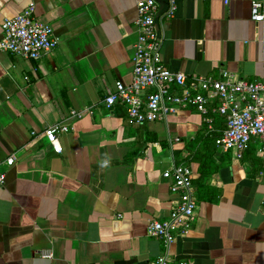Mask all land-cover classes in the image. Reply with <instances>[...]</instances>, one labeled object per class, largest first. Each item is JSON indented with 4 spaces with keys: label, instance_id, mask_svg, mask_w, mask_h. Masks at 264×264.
Here are the masks:
<instances>
[{
    "label": "crops",
    "instance_id": "crops-1",
    "mask_svg": "<svg viewBox=\"0 0 264 264\" xmlns=\"http://www.w3.org/2000/svg\"><path fill=\"white\" fill-rule=\"evenodd\" d=\"M253 1L264 0H176L175 17L160 23L164 64L189 79L229 72L264 82V23L252 20ZM137 3L0 0V40L3 23L31 5L59 40L38 61L0 53V264H153L162 255L148 225L179 203L163 175L187 165L198 180L189 146L209 132L192 109L137 125L124 107H105L116 83L133 79ZM54 125L71 128L60 135L62 154L44 135ZM231 157L212 180L218 200L196 196L193 230L175 241L174 258L264 264V166Z\"/></svg>",
    "mask_w": 264,
    "mask_h": 264
},
{
    "label": "built area",
    "instance_id": "built-area-1",
    "mask_svg": "<svg viewBox=\"0 0 264 264\" xmlns=\"http://www.w3.org/2000/svg\"><path fill=\"white\" fill-rule=\"evenodd\" d=\"M164 2L167 9L160 15ZM137 8L138 43L133 79L129 85L117 82L104 100L105 107L108 110L124 107L129 119L137 125L165 122L181 111L192 109L203 117L208 132L214 131L216 117H222L225 130L216 141L217 147L225 153H235L242 160L250 146L256 145L257 157L264 166V82H251L229 72H224L220 79H189L186 74L174 73L161 57L164 41L158 20L161 23L175 17L176 0H138ZM252 20L264 23V1L252 2ZM2 29L0 53L38 61L59 46L53 28L37 17L33 5L17 17L7 19ZM91 112V109L72 110L70 117L82 119ZM70 130L66 125H54L45 130V138L56 154L63 152L60 135ZM7 163L13 166L15 159ZM163 177L171 181V191L179 196V203L168 219L148 225L149 235L160 239L163 246L162 255L153 264H189L174 258L171 249L179 237L191 234L196 221L198 202L194 173L187 165H174ZM4 182L5 176H2L0 187ZM41 256L53 258L52 253Z\"/></svg>",
    "mask_w": 264,
    "mask_h": 264
},
{
    "label": "trees",
    "instance_id": "trees-1",
    "mask_svg": "<svg viewBox=\"0 0 264 264\" xmlns=\"http://www.w3.org/2000/svg\"><path fill=\"white\" fill-rule=\"evenodd\" d=\"M220 118H216L215 129L203 136L199 142L190 144L189 149L194 153L192 160L197 162L199 167V179L195 181L198 189L197 198L200 202H215L220 197L218 189L212 187V180L218 175L220 170L232 162L231 152L225 157L218 159L220 150L216 145V141L221 137L225 127L222 126ZM257 146L251 145L245 153L242 162L253 166L258 171L261 168L260 159L256 156Z\"/></svg>",
    "mask_w": 264,
    "mask_h": 264
},
{
    "label": "water",
    "instance_id": "water-1",
    "mask_svg": "<svg viewBox=\"0 0 264 264\" xmlns=\"http://www.w3.org/2000/svg\"><path fill=\"white\" fill-rule=\"evenodd\" d=\"M167 5V2H164L163 3V5ZM163 13V8H162V10H161V13H160V15ZM159 19H160V16H159ZM158 26H159V29H160V21L158 20Z\"/></svg>",
    "mask_w": 264,
    "mask_h": 264
},
{
    "label": "rangeland",
    "instance_id": "rangeland-1",
    "mask_svg": "<svg viewBox=\"0 0 264 264\" xmlns=\"http://www.w3.org/2000/svg\"><path fill=\"white\" fill-rule=\"evenodd\" d=\"M197 196V195H196Z\"/></svg>",
    "mask_w": 264,
    "mask_h": 264
}]
</instances>
